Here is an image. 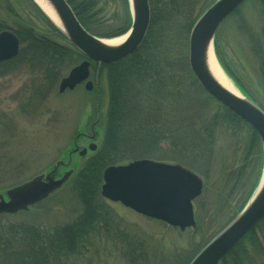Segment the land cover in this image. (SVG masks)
<instances>
[{"label":"rangeland","instance_id":"rangeland-1","mask_svg":"<svg viewBox=\"0 0 264 264\" xmlns=\"http://www.w3.org/2000/svg\"><path fill=\"white\" fill-rule=\"evenodd\" d=\"M93 1L94 17L87 25L90 33L104 39L123 36L132 21L128 0ZM150 1L158 22L154 29L158 30L157 38H162L163 44L155 51L158 63L164 65L162 70H157L160 76L154 79L155 94L146 81L141 82V75H130L135 70L134 60L125 62V58L106 68L91 63L89 90L82 82L72 89L58 91L61 78L84 57L61 58L65 65L58 67L59 77L55 81L47 76L44 83L41 73L31 75L30 70L24 68H13L0 76V193L33 175L48 172L58 160L62 164L54 172L55 178L69 168L74 169L60 189L13 221L27 219L38 227L41 225L44 231H52L79 212L73 193L78 192V180L74 179L84 163L101 149L109 98L114 95L110 81L115 75L124 76L130 88H120L123 109L129 106L128 102L136 108L129 113L130 122L121 117L117 133L123 137L145 133L150 148L145 152L133 143V147L120 146L111 164H127L141 158L178 163L202 181L200 194L192 200L195 226L183 230L104 198L99 187L98 202L107 214L98 222L102 225L94 234L86 236L81 252L64 259L68 264H187L247 204L262 175L263 150L260 145L250 144L252 128L243 120L223 119L217 114L223 110L222 105L213 98L204 99L202 89L195 83V87L189 86L191 79L185 74L181 56L188 58L190 30L214 0H148L149 11ZM263 2L244 0L227 15L215 31L212 49L217 63L241 95L264 110ZM171 8L174 11L170 19L165 20L167 14H161ZM42 15L46 18L33 0H0L4 29L14 33L12 28L21 21L33 28L34 33L55 37L61 44L68 45L59 30V36H51L52 27ZM21 44L19 39L18 53ZM23 52L29 54L26 49ZM32 54L29 56L35 55ZM174 115L191 119L193 126L169 132V139H163L156 147L155 137L166 135L159 133L162 127L159 125L158 133L151 132L148 127L144 130L140 121L148 116L149 124L163 122L167 125ZM188 138L191 141H187ZM90 143L96 145L93 150L88 148ZM82 148H86V152L79 155ZM239 244L237 253L227 258V264H264V224L255 227Z\"/></svg>","mask_w":264,"mask_h":264},{"label":"water","instance_id":"water-1","mask_svg":"<svg viewBox=\"0 0 264 264\" xmlns=\"http://www.w3.org/2000/svg\"><path fill=\"white\" fill-rule=\"evenodd\" d=\"M243 1L214 0L202 12L188 36V65L196 81L209 96L244 120L256 132L264 155V110L241 95L236 84L230 79L238 91L237 96L220 86L206 66L207 51L211 49L214 55L212 40L218 25ZM33 2L65 39L85 57L61 78L58 84L59 92L72 89L82 82L85 89H91L92 83L88 80L90 62L111 63L127 57L140 45L149 25L148 0H128L132 14L131 26L121 42L111 44L105 41L107 39L89 33L78 21L66 0H43L54 20L36 0ZM18 44L19 40L13 32L0 31V61L13 58L18 52ZM220 68L223 71L222 67ZM88 148L93 150L95 144L90 143ZM85 152L86 148H82L78 154L83 155ZM61 164L62 161L58 160L48 172L33 175L0 193V215L26 212L31 206L60 189L74 170L69 168L60 177L55 178L53 174ZM201 189V179L179 164L136 159L123 165L106 166L102 171L100 193L112 202H120L139 214L183 230L195 226L192 200L200 194ZM263 217L264 167L247 204L188 264H218Z\"/></svg>","mask_w":264,"mask_h":264},{"label":"trees","instance_id":"trees-1","mask_svg":"<svg viewBox=\"0 0 264 264\" xmlns=\"http://www.w3.org/2000/svg\"><path fill=\"white\" fill-rule=\"evenodd\" d=\"M67 1L72 6L79 22L87 31L91 32L87 25L88 21L94 17V1ZM154 10L155 9H152L151 7L150 25L145 39L135 52L123 60L125 62L134 60L135 70H133V73L130 75L133 77L137 74L141 75V82L146 81L145 84H149L153 93L154 79L160 76V73L157 72V70H162V66H164L158 63V57H156L155 54V51L159 50L163 44L161 43L162 38H157L159 34L156 31L158 30L154 29V25L158 24ZM173 11V8L170 10H163L161 16L164 15L165 12L167 14L165 16V20H169ZM42 18L49 26L52 27L51 29L53 32L51 36L56 34L59 36L60 34L58 30L43 16ZM20 23L16 27L12 28V30L22 42L21 50L14 58L0 62V76L8 74L9 70L13 68H24L25 71L30 70L31 75L41 73L43 75V80H45L43 81L44 83L46 82L47 76H50L51 79H54L55 81L58 79L57 77H59V70L61 66L65 65V61L63 62L64 59L66 60L65 56H68L67 60H70L69 58L83 57L69 43H67L68 45H64L61 44L58 39H55V37L54 40L45 34H36L33 32V28L24 23ZM4 25L5 20L0 19V30L4 29ZM25 41L28 42V45L27 43L25 45ZM25 49L26 52L28 51V55L23 52ZM32 53L35 55L29 56ZM181 58L184 60L185 74L187 73L186 76L191 79V84H189V86L191 85L192 87H195V83L198 87H200L189 70L187 60L182 56ZM117 63H103L101 64V68L113 66ZM94 64L97 63L92 62V65ZM114 77L110 81V85L114 90V95L110 96V102L108 103V115H106L105 125L106 133L104 132L106 137L104 135L102 139V144L100 145L101 149L99 151H95V154L84 163L80 169L81 172L79 171L76 179H74V181L78 180V192L73 193L77 199V205H79V212L76 213L72 220L54 227L52 231H44L43 228L40 227L41 225L38 227L36 223L28 221L27 219L19 222L12 220L15 219L17 215L26 214V212H19L14 215H0V264H68L65 262L66 258L69 256H75L81 252V249L84 248V240L86 239V236L94 234L93 231L102 225V223L98 224V222L102 221L103 216L107 214L103 205L98 202V197L100 198L99 187L102 181V171L106 166L113 163L114 158H116L115 152L120 150V146L125 148L127 146L133 147L132 143L145 152L149 150V139H147L148 135L145 133L141 136L131 135L129 137H123L117 133L118 130H116V127L118 126V123H120V120L125 117V122H130L131 117H129V113L136 110V108L128 102L129 106H127L125 110L123 109V98L119 97L120 88H123L124 90H128L130 88L126 85L124 76L115 75ZM157 84L160 85V80ZM202 93L205 95L204 99H212L204 91ZM127 101L128 100H126V102ZM222 108L223 110L217 112V114L219 113L223 119H237L242 121L227 108L223 106ZM148 119H150L148 116H143L140 121V124L144 126V130L148 127L151 132L158 133V127L160 125L162 129H160L161 132L159 133L163 132L166 134L165 136L158 135V137H155L154 141L156 147L160 141H164L163 139H169V137H167L169 132L183 130L184 128L188 129L190 126H193V122L190 121L191 119L185 117L178 118L176 115L173 116L170 122H167V125L163 122L152 125L149 124L147 121ZM250 135V144L253 146L260 145L258 136L253 129H251ZM190 138H188L187 141H191ZM209 141L211 142V140ZM259 224H264V218H262L255 227ZM255 227L251 229L243 238L251 235ZM239 242L226 256H224V258H222L219 264H227V258L236 254L237 252L235 251L241 246Z\"/></svg>","mask_w":264,"mask_h":264},{"label":"bare ground","instance_id":"bare-ground-1","mask_svg":"<svg viewBox=\"0 0 264 264\" xmlns=\"http://www.w3.org/2000/svg\"><path fill=\"white\" fill-rule=\"evenodd\" d=\"M36 1L44 8L45 11H47L50 17L54 20L53 14L49 11V8H47L43 0H36ZM124 38H125V35L121 37H117V38L107 39L105 41L111 44H118ZM206 66L211 76L220 86H222L224 89H226L230 93L236 96L238 95V91L236 90V88L232 85L230 80L226 77V75L223 73L221 68L218 66L215 56L213 55V52L211 49L208 50L206 54Z\"/></svg>","mask_w":264,"mask_h":264}]
</instances>
